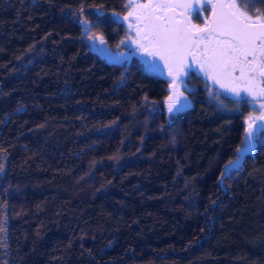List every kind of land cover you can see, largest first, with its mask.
Here are the masks:
<instances>
[{
	"label": "trees",
	"instance_id": "obj_1",
	"mask_svg": "<svg viewBox=\"0 0 264 264\" xmlns=\"http://www.w3.org/2000/svg\"><path fill=\"white\" fill-rule=\"evenodd\" d=\"M128 3L0 0V264H264L253 107L193 72L171 116L164 71L96 46L120 56Z\"/></svg>",
	"mask_w": 264,
	"mask_h": 264
},
{
	"label": "snow or ice",
	"instance_id": "obj_2",
	"mask_svg": "<svg viewBox=\"0 0 264 264\" xmlns=\"http://www.w3.org/2000/svg\"><path fill=\"white\" fill-rule=\"evenodd\" d=\"M246 8L254 4H264V0H238ZM237 0H147V3L136 4L129 0V7L140 9L135 14V24L129 29L136 33L132 43L143 51L151 60L141 57L147 72L163 75L159 61H163L169 76L172 77L174 95L183 96L179 91L176 78L185 82L187 76L195 72L194 65L207 80L219 85L224 94H231L239 102L251 103L247 95L264 97V15L258 10L255 19L246 11H241ZM211 7V17L205 18L203 26L192 24L189 16L199 19L201 13ZM180 9L181 11H177ZM83 11V9H81ZM134 13L129 12V16ZM125 20L128 16L124 17ZM90 39H93L90 37ZM100 43L105 44L101 38ZM121 44L129 46L122 40ZM98 51L115 62L117 56L106 47ZM210 95L222 93L205 84ZM247 94V95H244ZM171 99V98H170ZM191 102L187 98L179 99L174 108L168 107L171 116L187 111ZM264 108V105H262ZM264 111L258 117H249V127L245 129L247 145L245 152H252L255 140L264 139ZM256 123L255 128L252 124ZM239 152L240 149H237ZM239 158L237 159L238 165ZM229 164H233L232 161ZM3 165L0 164V172ZM223 175V173H222ZM3 229H0L2 231Z\"/></svg>",
	"mask_w": 264,
	"mask_h": 264
},
{
	"label": "rangeland",
	"instance_id": "obj_3",
	"mask_svg": "<svg viewBox=\"0 0 264 264\" xmlns=\"http://www.w3.org/2000/svg\"><path fill=\"white\" fill-rule=\"evenodd\" d=\"M126 7L127 8L124 11V15H122V16L120 15V16H118V18L121 19L124 22V24H125V26L127 28V34H126L125 38H123V40L126 41L129 46H125V44H124V48L121 49V50H117V52H115L116 54L122 53L127 48L128 49L129 48H136V49L140 50L139 48H137V46H136L135 43H132V39L135 38V36H136L135 31L129 29V24L130 23L133 24V25L135 24L134 18H132L131 16H129V11L131 10L132 7H128L127 5H126ZM262 15H264V13ZM125 16H128V19L127 20L124 19ZM251 16H253L255 18V15H251ZM96 46H98L99 48H102V46L100 45V43H96ZM143 58L144 59H147V60H151L152 59V57H149V56H146V55ZM138 59L141 61V58L138 57ZM193 67L195 68V72L194 73L199 74V76L202 77V78H204V80H206V82L208 84L215 85V84H213L212 81H209V80L206 79L204 73H202V72L199 71V65L198 64L197 65H194ZM162 69H163V67H162ZM163 71H164V69H163ZM176 83H177V85L179 87V91L181 93H183V96L177 97V96L174 95L173 99L170 100L169 99V95H168L167 96V106L168 107L169 106H172V107L175 108L178 105L179 99L187 98V100H188L187 95L183 92V89L188 87V85L186 84V80H185L184 83H181V78L178 77V79L176 80ZM216 86L219 88V85H216ZM261 86H264V85H261ZM227 95L232 96L231 94H227ZM244 95H247V94H244ZM247 97H248L249 101H251V103H249V104L253 107V110L246 115V117H245V122L246 123L249 122V117H257L261 113V111H262L261 109H263L262 108V105H264V102H260L261 97H259V96H255L254 97V96H251V95H247ZM0 243H1V246H2V243H3V231H0Z\"/></svg>",
	"mask_w": 264,
	"mask_h": 264
},
{
	"label": "water",
	"instance_id": "obj_4",
	"mask_svg": "<svg viewBox=\"0 0 264 264\" xmlns=\"http://www.w3.org/2000/svg\"><path fill=\"white\" fill-rule=\"evenodd\" d=\"M210 17H211V10H210L209 15H208V18H210ZM134 54H135L137 57H139V58L145 56V54L143 53L142 50L135 51ZM159 63H160V65L163 67V69H164V73H165L168 77L171 78V81H170V84H169V99H170V98L173 99V97H174V90H173V88H172V86H171V84H172V77L169 76V74H168V70H167V68L164 67L163 61H159ZM177 79H178V77L176 78V80H177ZM171 99H170V100H171ZM263 111H264V110H263ZM260 115H261V113H260L258 116H260ZM258 116H257V117H258ZM256 123H264V121H259V120H257ZM256 123H253V124H252V128H253V129L255 128ZM248 127H249V122L246 123V124L244 125L243 132H242V138H241L242 144H241V146L239 147V149H240L239 152L244 151V148H245L246 145H247V139H246L245 129L248 128ZM254 143H255V141H254ZM247 153H250V152H247Z\"/></svg>",
	"mask_w": 264,
	"mask_h": 264
},
{
	"label": "flooded vegetation",
	"instance_id": "obj_5",
	"mask_svg": "<svg viewBox=\"0 0 264 264\" xmlns=\"http://www.w3.org/2000/svg\"><path fill=\"white\" fill-rule=\"evenodd\" d=\"M128 2H129V0H128ZM135 3L136 4H144V3H147V0H135ZM128 5H129V3H128ZM238 7L240 8L241 11H246V9L244 7H242L240 5H238ZM210 10H211V7L208 8L207 12L201 13L199 19L193 18L192 16H189L188 18L191 19L192 24L202 27L203 26V23H204V19L205 18H208V15H209ZM139 11H140V9H135L134 7H132L129 12H133L134 13L131 17L135 19V14L138 13ZM177 11L179 12L181 10L180 9H177ZM253 19H255V18L253 17ZM260 102H264V97H261ZM261 110L263 111L264 108L261 109Z\"/></svg>",
	"mask_w": 264,
	"mask_h": 264
}]
</instances>
